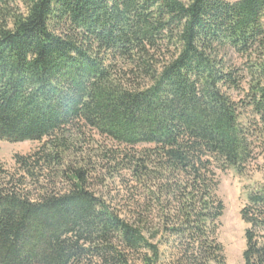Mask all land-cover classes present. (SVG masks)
I'll list each match as a JSON object with an SVG mask.
<instances>
[{"label":"trees","instance_id":"obj_1","mask_svg":"<svg viewBox=\"0 0 264 264\" xmlns=\"http://www.w3.org/2000/svg\"><path fill=\"white\" fill-rule=\"evenodd\" d=\"M84 128L133 150L151 204L121 216L90 188L67 161ZM0 139L41 142L0 161V264H227L216 169L264 147V0H0ZM240 216L264 264V183Z\"/></svg>","mask_w":264,"mask_h":264},{"label":"rangeland","instance_id":"obj_2","mask_svg":"<svg viewBox=\"0 0 264 264\" xmlns=\"http://www.w3.org/2000/svg\"><path fill=\"white\" fill-rule=\"evenodd\" d=\"M233 1V0H228ZM233 61L240 63L239 56L233 54ZM245 87V85H244ZM232 98H242V91H229ZM76 140L77 153L67 155L70 163L76 160L79 165L85 166L90 172L89 186L98 195L102 196L117 209L121 216L129 217L135 210V201L140 204L145 202L151 204L145 187L137 184L130 172L125 168L120 170L124 153H131L123 145L97 134L88 128L82 129ZM41 145L38 141L10 142L0 139V161L10 171L16 168L14 156L16 154H28ZM256 152L259 153L256 159L248 164L242 173L234 168H227L224 171L216 169L219 180L217 196L224 204V211L219 219L217 240L223 246V254L227 264H244L242 251L245 247L244 230L246 224L241 219L240 209L246 200L249 190L264 183V147L260 146ZM118 156V157H117ZM117 160H114V159ZM57 182L59 188H66L67 184L60 178L51 179ZM52 182V181H50ZM151 229L159 223V213L155 206L151 214ZM166 247L161 246L162 252H167ZM161 259L160 264H175L168 254ZM134 264H141V260L135 257Z\"/></svg>","mask_w":264,"mask_h":264}]
</instances>
